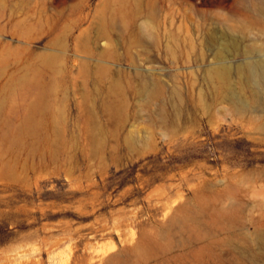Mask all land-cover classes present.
<instances>
[{"label": "rangeland", "instance_id": "1", "mask_svg": "<svg viewBox=\"0 0 264 264\" xmlns=\"http://www.w3.org/2000/svg\"><path fill=\"white\" fill-rule=\"evenodd\" d=\"M252 47L264 0H0V264H264Z\"/></svg>", "mask_w": 264, "mask_h": 264}, {"label": "bare ground", "instance_id": "2", "mask_svg": "<svg viewBox=\"0 0 264 264\" xmlns=\"http://www.w3.org/2000/svg\"><path fill=\"white\" fill-rule=\"evenodd\" d=\"M225 50V48H222L219 50V52H217L216 58L218 59V62L216 63L215 67L213 66L214 68L211 69L210 73L213 72V74L217 76H226L230 73L229 66L222 61L224 60L225 52L227 51ZM256 53L261 55L260 58L254 56ZM245 54H252V61L238 65L235 70L236 74L247 85L253 84L258 86L264 80V49H255L252 47V49H249Z\"/></svg>", "mask_w": 264, "mask_h": 264}]
</instances>
